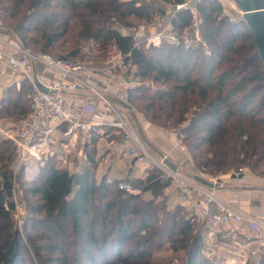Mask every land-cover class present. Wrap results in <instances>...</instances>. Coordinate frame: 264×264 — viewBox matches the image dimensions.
<instances>
[{
  "label": "trees",
  "instance_id": "trees-1",
  "mask_svg": "<svg viewBox=\"0 0 264 264\" xmlns=\"http://www.w3.org/2000/svg\"><path fill=\"white\" fill-rule=\"evenodd\" d=\"M221 12L217 1L197 3L201 42L185 49L167 41L136 44L133 34L118 30L162 13L141 0H0L3 30L34 52L76 58L89 43L102 52L113 46L127 74L140 82L126 88L125 103L156 126L178 128L198 173L233 175L246 166L263 178L264 64L245 21L230 23ZM192 18L179 10L171 24L182 31ZM31 96L26 80L7 89L0 118L25 119ZM88 134L77 171L60 164L55 153L37 161L38 177L24 189L31 198L26 241L11 221L9 164L16 148L0 137V264H165L155 258L164 249L182 252L184 264H221L203 256L204 228L185 206L169 203L170 180L155 167L123 182L97 178L96 147L103 135L94 128ZM248 264H264V250Z\"/></svg>",
  "mask_w": 264,
  "mask_h": 264
},
{
  "label": "built area",
  "instance_id": "built-area-1",
  "mask_svg": "<svg viewBox=\"0 0 264 264\" xmlns=\"http://www.w3.org/2000/svg\"><path fill=\"white\" fill-rule=\"evenodd\" d=\"M200 1L181 0L173 6V16L175 12L185 10L197 19V3ZM214 1L229 9V11L225 9L222 16L226 17L230 23H235L242 18V12L232 0ZM164 32L165 30L162 29L146 37L147 45L157 46L162 41H167L187 49L192 45L194 38L199 39L197 20L182 35L177 32H169L165 35ZM120 63L121 59H119ZM84 70L79 61L72 58L59 59L44 52H34L26 47L19 37L10 38L0 33V73L7 72L18 76L29 82L32 89L28 116L15 130L0 128L2 138L12 141L15 146L19 162L25 164L30 160L41 161L48 156L50 145L55 143L53 134L59 128H63V138H68L67 145L73 147L70 144L72 138L87 136L95 126L92 120L83 117L84 109H90L96 101H101L114 115L115 120L111 126L124 133L127 145L124 154L127 157L137 163L148 162L161 173L164 179L174 183L181 203L192 206L195 219L212 229L225 230L228 235L238 238L236 249L239 252L245 253V256H254L262 252L264 250V217L243 211L219 195L216 188H209L196 182L191 174L180 170L178 166L172 169L166 163L165 156L158 160L153 158L121 110L113 105L109 97L80 77ZM80 92L92 95L88 97L86 107L84 106L82 110H74L67 106L66 96ZM115 96L116 99L125 102L123 91L117 92ZM12 131L13 133H10ZM171 134L174 137V145L181 152L186 153V147L177 132ZM242 172L243 169L239 168L233 175L237 177ZM207 180L221 186L219 176L208 177ZM107 182H110V179H107ZM119 188L126 192H137L126 183H119Z\"/></svg>",
  "mask_w": 264,
  "mask_h": 264
},
{
  "label": "crops",
  "instance_id": "crops-1",
  "mask_svg": "<svg viewBox=\"0 0 264 264\" xmlns=\"http://www.w3.org/2000/svg\"><path fill=\"white\" fill-rule=\"evenodd\" d=\"M117 58L120 59L119 54ZM95 73H97V71H84L80 74V77L89 81L101 93L109 97L113 105L120 109L124 116L128 114L132 117L135 126L136 123L138 124V131L142 134L148 147L152 148V151L149 149L148 151L153 158L158 160L165 156L170 164L178 166L180 170L191 175L196 174L202 176L194 168L191 158L186 155L187 152H181L174 145L172 132L170 133L161 127H157L146 121L142 115L137 113L134 118V113L132 111L118 106L119 104L116 102L115 94L124 90L121 86L123 84L121 80L111 79L109 78L110 76L105 73H103L102 76ZM21 81L22 79L18 76L11 75L7 72L0 73V100L7 89L11 87L19 89ZM87 99V96L69 94L66 96V105L74 110H82L84 106L86 107ZM83 117L92 120L95 124L93 128L98 130V132L103 127H110L111 123L115 120L113 113L108 110L101 101H96L94 106L90 109H84ZM114 130L117 131V129ZM55 132L60 135V141H62L60 144L65 150V155L59 157L58 152L53 151L54 144L50 145V154L57 153V158L60 160L64 158V162H69L74 165L71 171H77L85 162L84 143L88 140L89 134L83 138H72L70 144H72L73 147H69V145H67L68 138H63L62 135L63 128H59ZM55 132L53 135H56ZM96 148V158L98 159L97 178L105 177L106 179L123 182L127 180V178L144 177L146 175V169L150 166L148 162L137 163L124 154L127 150L125 139L124 141H117L113 138L102 136L98 139ZM68 156L70 157L68 158ZM202 177L208 178L206 176ZM219 182L221 186H217L216 191L224 199L251 215L264 217V182L262 179L250 178L242 174L236 177L228 173L220 175ZM165 195L171 205H183L174 183L170 182L165 190ZM185 207L193 210L192 206Z\"/></svg>",
  "mask_w": 264,
  "mask_h": 264
},
{
  "label": "rangeland",
  "instance_id": "rangeland-1",
  "mask_svg": "<svg viewBox=\"0 0 264 264\" xmlns=\"http://www.w3.org/2000/svg\"><path fill=\"white\" fill-rule=\"evenodd\" d=\"M141 1L144 3H150L156 8H160L162 10V13H156L155 16L152 18V20L148 23H145L141 20H136L134 21L135 25H133L130 28H126V27L118 28V30L121 33L133 34L136 44L140 42L142 43L144 42L147 45L146 37L153 35L162 29L165 30L164 32L165 35H168L169 32H177L179 35H182L183 32L187 30V29H184L182 31H179L178 29L174 28L171 23L169 24V21L171 22L170 19L174 17L172 14V8L174 4L166 3L164 0H141ZM224 10L229 11L228 8L222 7V12L220 14L221 16ZM196 20H197V27L199 31L198 15H197V19L192 18V25H194V22ZM0 23H1L0 24L1 34H4L6 37H10V38L17 37L15 34H12L8 31L3 30L1 20H0ZM198 38L199 39L194 38L191 46H197V44H200L201 42L200 33L198 34ZM99 54H101V56H99ZM118 54L119 53L113 46L109 48L106 52H102L98 50L96 45H94L93 43H89L86 46H83L80 48L79 57L72 58V59L79 61L82 64V66L85 68L84 70L85 72L97 71V73L95 74H98L99 76H102V74L105 73L109 75L110 76L109 78L111 79L121 80V82L123 83L121 86L123 87L122 89H124L123 92L125 93L126 88L137 86L140 84V82L137 79L133 78L131 74L132 72L130 73V75H128L125 67L121 63L119 64V59L117 58ZM132 112L134 113V118H135L136 113L139 115H142L135 109H132ZM125 117L127 121L130 123V125L132 126V128L134 129V132L136 133L138 138L144 144V146L147 149L152 151V148L148 147L142 134L138 131V124L136 123V126H135L132 120V117L130 115L127 114ZM23 120L24 118L14 119L12 117H4V118L2 117L0 118V128L3 130L8 129V128L15 130L17 126L19 125V123L22 122ZM113 128L116 129L113 126H110V127L106 126L105 128H102L99 131V133L102 134L104 137L107 136V137L113 138L114 140L119 141L120 139L123 138L124 133L122 131L118 132V130L116 131ZM163 129L167 130L170 133L177 132L178 134L179 132L178 128L176 129L163 128ZM10 133H13V131ZM55 134L56 135H53L52 137L55 140V143H54L55 146L53 147V151H57L59 157H63L65 155V150L63 146L60 144L62 142L60 141V135H58L57 132H55ZM0 137H2L1 133H0ZM55 154L57 156V153ZM186 155L190 158V155L188 153H186ZM46 157L42 158V160L38 162H42ZM69 157L70 156H68V158ZM60 161H61L60 164L68 167L69 170H72V168H74L73 164L69 162H64V158L63 160H60ZM36 163L37 161L30 160L27 163L22 164L19 162L17 155L15 154L12 162L9 164L10 165L9 170L12 172V201L14 204V210L12 212L11 221H12V225L14 226V228L18 230L20 236L23 238L24 241H26L27 239L26 237L27 232L32 231L30 230L29 226H28L29 228L28 230L24 229L25 217L27 214H30L29 209L27 207V202L31 199L28 193H26L24 189H27V187H29V183H31V180L33 178L38 177L37 175L38 166L36 165ZM241 169H243L242 175L249 176L250 178H259V179H262L264 182V177L262 178L258 176L257 172H254V171L252 172L246 166L241 167ZM235 171L237 170H234L232 173H235ZM207 177H212V176H207ZM187 212L189 215H193V210L188 209ZM196 221L205 230V233L203 235V245H202L201 251H202L203 256L206 257L207 259H210L216 263H221V264H248L250 260L252 259V257H254L250 255L245 256V253H241L236 249L237 243L239 242L238 238L228 235L225 230L212 229L208 227L202 221L197 220V219ZM29 256L32 257L31 255ZM155 258L158 261H161L162 263H165V264H184L185 262L184 255L182 252L174 253L170 251L169 249H164L158 252Z\"/></svg>",
  "mask_w": 264,
  "mask_h": 264
},
{
  "label": "water",
  "instance_id": "water-1",
  "mask_svg": "<svg viewBox=\"0 0 264 264\" xmlns=\"http://www.w3.org/2000/svg\"><path fill=\"white\" fill-rule=\"evenodd\" d=\"M239 10L242 12V19L247 24L248 28L253 34L255 44L258 49L259 56L264 64V0H232ZM80 96L92 97L88 93H77ZM116 102L125 109L132 111V108L128 106L124 101L116 99ZM172 169H176L175 165L166 162ZM192 178L209 188H216L217 185L208 181L206 178L200 175H192Z\"/></svg>",
  "mask_w": 264,
  "mask_h": 264
}]
</instances>
